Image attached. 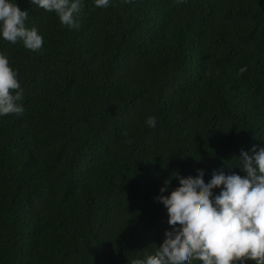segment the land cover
<instances>
[{"label":"trees","instance_id":"16d2710c","mask_svg":"<svg viewBox=\"0 0 264 264\" xmlns=\"http://www.w3.org/2000/svg\"><path fill=\"white\" fill-rule=\"evenodd\" d=\"M16 2L43 44L0 40L24 106L0 117V264H131L173 172L243 175L264 147V0H83L78 29Z\"/></svg>","mask_w":264,"mask_h":264},{"label":"clouds","instance_id":"9594fccd","mask_svg":"<svg viewBox=\"0 0 264 264\" xmlns=\"http://www.w3.org/2000/svg\"><path fill=\"white\" fill-rule=\"evenodd\" d=\"M111 0H93L96 8H107ZM179 2V0H177ZM46 12L55 13L62 26L80 27L83 0H29ZM27 10H21L16 0H0V40L18 41L30 51H38L43 37L35 27H27ZM246 71L241 67L239 73ZM23 89L9 58L0 52V117L22 115ZM147 127H156L157 120L148 116ZM234 167L226 174L198 170L195 177L173 172L164 181L154 200L167 210L170 229L154 253L135 258L131 264H264V147L253 145L241 149ZM178 184L171 187V180ZM219 189L218 193L213 190ZM168 194L165 195L164 193Z\"/></svg>","mask_w":264,"mask_h":264}]
</instances>
